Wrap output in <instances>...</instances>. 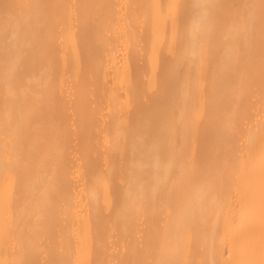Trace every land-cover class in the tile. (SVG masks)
Wrapping results in <instances>:
<instances>
[{
    "label": "bare ground",
    "instance_id": "1",
    "mask_svg": "<svg viewBox=\"0 0 264 264\" xmlns=\"http://www.w3.org/2000/svg\"><path fill=\"white\" fill-rule=\"evenodd\" d=\"M0 264H264V0H0Z\"/></svg>",
    "mask_w": 264,
    "mask_h": 264
}]
</instances>
